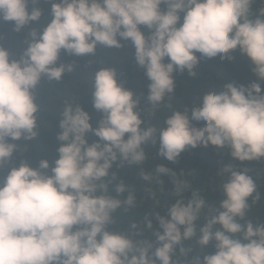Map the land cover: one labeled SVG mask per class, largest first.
<instances>
[{"label":"clouds","instance_id":"9594fccd","mask_svg":"<svg viewBox=\"0 0 264 264\" xmlns=\"http://www.w3.org/2000/svg\"><path fill=\"white\" fill-rule=\"evenodd\" d=\"M48 2L50 21L42 32L29 33L19 59L0 46V171L6 173L0 178V264H174V252L179 249L187 257L192 249L183 247V242L193 239L201 248L214 241L215 252L202 259L195 255L188 264H264V223L245 219L249 199L253 204L260 199L248 168L237 170L229 164L220 169L218 174H227L228 179L222 185L225 198L219 209L196 191L183 199L189 183L174 180L179 198L165 215L156 216L153 242L108 228L118 209L136 203L123 181L115 184L112 194L116 173L110 174V169L117 161L118 166L141 164L150 143L159 140V155L171 162L188 148L209 145L227 146L240 162L264 159V94L259 82L244 86L229 81L220 91L206 92L190 112L173 111L158 129L141 127L139 99L118 82L114 67L103 66L93 76L91 91L94 109L103 113L98 127H92L89 113L79 103L65 102L57 124L61 143L52 163L41 158L33 166L23 158L13 164L20 146L9 142L38 137L37 85L42 77L60 82L75 66H57L61 50L85 56L95 54L98 44L121 48V40H130L135 63L150 81L147 101L153 109L173 96L174 72L187 70L196 76L201 58L231 61L230 53L239 49L251 61L257 80L264 81V8L253 14L256 0ZM40 3L0 0V20L21 32L31 21L40 20L42 10L36 6ZM192 121H203V127ZM89 132L99 139L89 144ZM173 173L158 165L155 178L159 182L161 174ZM141 177L153 180L143 170ZM205 207L210 215L198 227ZM215 225L221 228L213 231ZM146 227H153L151 219L146 218ZM131 228L138 229V224Z\"/></svg>","mask_w":264,"mask_h":264},{"label":"trees","instance_id":"16d2710c","mask_svg":"<svg viewBox=\"0 0 264 264\" xmlns=\"http://www.w3.org/2000/svg\"><path fill=\"white\" fill-rule=\"evenodd\" d=\"M28 5L29 11L32 7ZM41 8L42 16L39 21H31L29 25L21 32L13 31V23L0 20V46L13 53L15 58L19 59L23 49L27 47L26 41L30 39L29 33L36 30L42 32L43 27L51 19V3L48 0H41L36 5ZM166 9L165 5H161ZM260 8H264L261 0H256L252 5L253 14ZM181 15V22L183 13ZM179 26V25H178ZM141 30L147 35V29L141 26ZM118 39H120L118 37ZM123 47L109 48L98 44L95 54L85 56H74L61 50L57 66L59 64H74L72 72H65L60 82L48 81L45 77L41 78L37 85L36 102L40 105L38 113V132L36 139L31 141H11L20 146L14 153L12 163H19L21 159H26L35 166L41 158H46L52 163L57 157L56 149L60 146V141L56 135L59 131L57 124L60 119V113L63 110L65 102L73 104L79 103L80 106L89 113L90 123L93 128L99 126V121L103 113L94 109L92 103V83L93 76L103 66L114 67L117 72L118 82L127 89L134 92L135 97L139 99V105L136 109L140 112L144 124L155 125L158 129L165 126V119L175 110L189 112L201 102L203 95L211 90L220 91L229 81L238 85L248 86L252 82L261 84L262 94H264V81H258L253 74V65L245 56L241 55L239 49L230 53L233 57L231 61L225 59L221 61L219 57L207 59L201 58L196 67V76H190L185 70L183 73L174 72L175 90L171 98L165 97V100L155 109L147 101L148 88L150 83L145 75V70L135 63L134 52L131 41L121 40ZM200 54L197 53V56ZM165 63L169 62L165 58ZM193 125L203 127V121H192ZM88 142L91 144L97 141L92 132L87 134ZM127 138V137H125ZM147 153L146 159L138 165H129L126 162L123 166H118L119 161L115 162L110 169V174L116 173V180L110 185V190L115 195V184L123 181L136 197V203L131 208L118 209L114 214V223L108 226L110 231L126 232L137 241H155L154 232L158 229L156 221L157 215H165L168 207L173 204L177 197L174 193V180H186L189 188L182 196L187 200L192 192H199L208 205L219 209L221 201L225 198L222 192V185L228 179V175H219L220 169L225 165H232L235 169L248 168L249 174L257 183V191L260 199L255 204L249 199L250 209L245 219H251L254 223H264V159L260 161L240 162L230 155V148H217L209 145L208 147L188 148L178 157L176 162L168 161L165 157L159 155V140L156 144L145 146ZM164 165L172 169L175 173L159 176V182L156 180V167ZM151 173L152 181H145L141 177V171ZM6 173L0 171V178ZM51 175V172L48 173ZM110 178V177H109ZM126 192L121 199L126 197ZM255 195V194H254ZM210 215V208L205 207L201 212L200 219L197 221L198 227L202 225ZM146 218L151 219L153 227H146ZM138 224V229H132V223ZM243 223V221H239ZM220 225H215L213 231L220 229ZM162 231V229H161ZM199 232H197V238ZM214 241L208 246L201 248L196 244L195 239L184 241L183 247L190 248L192 251L187 257L180 254L179 249L174 252L172 259L174 264H188L195 255L213 254L215 252ZM154 250V249H153Z\"/></svg>","mask_w":264,"mask_h":264}]
</instances>
